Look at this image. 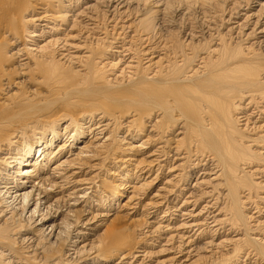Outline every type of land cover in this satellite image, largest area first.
Instances as JSON below:
<instances>
[{
	"label": "bare ground",
	"instance_id": "6f19581e",
	"mask_svg": "<svg viewBox=\"0 0 264 264\" xmlns=\"http://www.w3.org/2000/svg\"><path fill=\"white\" fill-rule=\"evenodd\" d=\"M0 36V264H264V0H0Z\"/></svg>",
	"mask_w": 264,
	"mask_h": 264
},
{
	"label": "rangeland",
	"instance_id": "374dc122",
	"mask_svg": "<svg viewBox=\"0 0 264 264\" xmlns=\"http://www.w3.org/2000/svg\"><path fill=\"white\" fill-rule=\"evenodd\" d=\"M36 12H40V10L39 9H37V11ZM38 22H36V24H37ZM33 26H29V29L30 30H33ZM61 28H66L65 26H64V24L63 25H61ZM64 32V33H63ZM63 34L62 35H60V36H62L63 38H66V34L68 33V31H65V30H63ZM67 32V33H66ZM39 33V32H38ZM77 31H71V32H69V37H68V42H67V48L68 49H70V51L71 52H73V53H78V52H76V48L75 47H77V49H79V50H77V51H80L82 48H83V46H76V44H79V45H82V43H80L81 41H83L82 39H80L77 35ZM65 35V36H64ZM76 35V36H75ZM4 36H0V39L2 40V42H4V41H6V42H9L8 40V37H4ZM43 39H45V37H42V36H40V37H38V36H36V37H30V36H27L26 37V40H27V42L26 43H28V47L29 48H31L32 50H36V48H37V46H40V45H43L44 44V40ZM0 40V41H1ZM22 42L24 41V40H21ZM22 42H19V41H17V42H15V43H13L11 46H8V50H10V53L12 52L11 51V49L12 48H14L15 46H17V45H20L21 47L23 46V44H22ZM16 43H18V44H16ZM1 44V43H0ZM3 45L5 44V43H2ZM62 45L63 44H61L60 45V47H62ZM1 47V46H0ZM3 47V46H2ZM66 47H63V50L62 51H64L65 53L67 52V51H65V49H67ZM3 50L5 49V48H2ZM6 50V49H5ZM4 50V51H5ZM84 50V49H83ZM82 50V51H83ZM157 60V59H156ZM15 61H16V59H11L9 62H7L8 64H11V63H15ZM125 66V64L124 65H121L120 67V69L118 70V73H120V71H121V69L123 68ZM119 155V153L118 154H116L115 156L117 157ZM118 160L116 161V165H119V164H121V162L122 161H124L125 159H126V157L125 158H123V160H122V157L121 156H119L118 158H117ZM113 165H114V163H113ZM113 165H110V167H111V169H112V171H115V172H113L114 174H112L111 176H109V180H108V182L110 183V184H116V183H119V181L118 180H116L117 178H118V176H117V173L118 172H120V169H116V168H114V166ZM109 168V166L108 165H106L105 166V169H103V171H101V173H103L104 171H105V175H106V170ZM116 175V176H115ZM150 175V174H149ZM148 175V176H149ZM101 177H102V174L100 175ZM155 176V174H153L152 176H149V178L147 179V181H149V180H151L153 177ZM147 177V176H146ZM111 181V182H110ZM157 181H159V180H154L153 182H150V183H147V185L142 189L141 187L140 188H138V186H140V184L141 183H143L144 182V180H142L141 182H137L136 181V183H129V184H131V186H132V184L134 185V187H130V186H128L127 187V192L124 194V195H122V198H121V203L122 204H124V203H127L126 201H127V199H128V197L131 195V191H135V192H139V193H141V195L140 196H136L137 198H136V200H135V202H137V204H135V205H131V204H126V206H124L123 208L125 209L124 211H126V212H133V211H135L136 209L138 210L137 211V214L135 215V216H133L134 217V219H136V221L134 222H129V220H128V218L130 217V215H133V214H129V215H125V212L123 211V212H118V213H116V215H113V216H111L110 217V220H109V222L105 225V226H103L102 228H101V230H99V232L100 233H104L105 234V231H106V229H107V227H110L112 224H115V225H118V226H125V227H129V228H133L135 231L137 230V227H135L134 226V224L135 223H139V222H146L147 220H146V218L147 217H144V216H142V206L141 205H144V203H146V202H148L149 200H150V197L154 194L153 192H155L156 191V189H157V186H161V184H159L160 182H157ZM137 185V186H136ZM127 196V197H126ZM260 203L262 202V201H259ZM131 205V206H130ZM132 206H134L132 209H129V207H132ZM252 205H249L248 206V209H246V213L247 214H249V216H251L252 214H253V216H252V219H254L253 217H255V218H258L257 216H258V213L256 212V213H253V212H255V211H257V209H255L254 208V205L251 207ZM260 207H263L264 208V202H262L261 203V205H260ZM251 208V209H250ZM135 213V212H134ZM263 214H264V212H263ZM263 214H261V216L263 217ZM177 216V215H176ZM154 218H150L149 219V221L150 220H153ZM261 219V218H260ZM262 220H264V218H262ZM252 223H253V220H252ZM261 227H263L264 226V222L262 223V225H260ZM137 232V231H136ZM264 232V231H263ZM262 231H260V232H258V234H257V236H258V238L260 237V238H264V233H263ZM260 233V234H259ZM161 247L160 246H154V248H153V250L154 251H157V250H159ZM170 256H172V253L171 252H158V253H156V254H154V256L152 257V259L149 261L150 262V264L151 263H154L155 264V262H158L159 261V264H168V263H166V262H168L167 260V258L168 257H170ZM251 261L252 260H250V259H246V262H245V264H251Z\"/></svg>",
	"mask_w": 264,
	"mask_h": 264
}]
</instances>
